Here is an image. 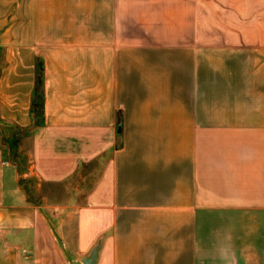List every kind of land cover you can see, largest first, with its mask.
<instances>
[{
  "label": "crops",
  "instance_id": "obj_1",
  "mask_svg": "<svg viewBox=\"0 0 264 264\" xmlns=\"http://www.w3.org/2000/svg\"><path fill=\"white\" fill-rule=\"evenodd\" d=\"M95 249L264 264V0H0V264Z\"/></svg>",
  "mask_w": 264,
  "mask_h": 264
},
{
  "label": "trees",
  "instance_id": "obj_2",
  "mask_svg": "<svg viewBox=\"0 0 264 264\" xmlns=\"http://www.w3.org/2000/svg\"><path fill=\"white\" fill-rule=\"evenodd\" d=\"M39 61L36 64V86L35 93L33 98V107L32 112L34 118L41 119V122L44 118V102H45V86H44V64L41 62L40 66L38 65ZM41 122H36L40 124Z\"/></svg>",
  "mask_w": 264,
  "mask_h": 264
},
{
  "label": "water",
  "instance_id": "obj_3",
  "mask_svg": "<svg viewBox=\"0 0 264 264\" xmlns=\"http://www.w3.org/2000/svg\"><path fill=\"white\" fill-rule=\"evenodd\" d=\"M96 258H97V249H95L93 251V253L91 254V256L88 259L84 260V263L85 264H93L95 262Z\"/></svg>",
  "mask_w": 264,
  "mask_h": 264
},
{
  "label": "rangeland",
  "instance_id": "obj_4",
  "mask_svg": "<svg viewBox=\"0 0 264 264\" xmlns=\"http://www.w3.org/2000/svg\"><path fill=\"white\" fill-rule=\"evenodd\" d=\"M38 61H39V64H38V65L40 66V64H41L42 60H41V59H39ZM42 63H43V62H42ZM44 80H45V79H44ZM37 121H38V122H41V119L39 120V119L35 118V122H37ZM35 187H36V185H34V188H33V189H35ZM38 196H39V195H37V194H36V195H34V197H35V198H38Z\"/></svg>",
  "mask_w": 264,
  "mask_h": 264
}]
</instances>
